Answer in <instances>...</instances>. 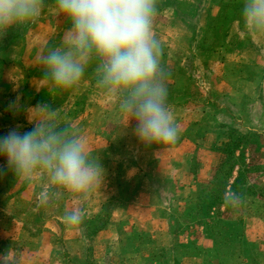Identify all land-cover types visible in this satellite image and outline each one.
Wrapping results in <instances>:
<instances>
[{
    "label": "rangeland",
    "instance_id": "1",
    "mask_svg": "<svg viewBox=\"0 0 264 264\" xmlns=\"http://www.w3.org/2000/svg\"><path fill=\"white\" fill-rule=\"evenodd\" d=\"M244 2L228 40L217 42L207 28L211 9L187 28L186 0H156L152 33L179 130L168 145L142 144L134 120L126 128L119 95L98 84L96 58L73 87L45 84L43 58L71 32L65 13L59 20L51 8L38 29L32 20L0 32V135L33 128L30 116L16 121L21 100L48 105L102 170L84 193L51 184L43 169L0 181V254L11 249L20 264H264V32L245 24ZM54 24L64 32H51ZM74 210L81 219L69 224Z\"/></svg>",
    "mask_w": 264,
    "mask_h": 264
},
{
    "label": "clouds",
    "instance_id": "2",
    "mask_svg": "<svg viewBox=\"0 0 264 264\" xmlns=\"http://www.w3.org/2000/svg\"><path fill=\"white\" fill-rule=\"evenodd\" d=\"M57 5L72 28L64 45L44 56V79L57 88H71L84 76L87 61L96 58L98 84L119 95L120 110L129 117L126 128L134 120V135L146 146L174 143L179 130L167 104L160 45L152 33L156 0H57ZM40 10L41 0H0V32L36 19ZM242 18L251 30L264 32V0H245ZM32 109L44 117L30 115V131L0 135V157L22 179L43 169L55 186L72 193L88 191L101 180V165L81 137L58 126L54 109ZM65 219L76 224L81 215L74 210ZM11 252L0 254V264H20L18 258L9 259Z\"/></svg>",
    "mask_w": 264,
    "mask_h": 264
},
{
    "label": "crops",
    "instance_id": "3",
    "mask_svg": "<svg viewBox=\"0 0 264 264\" xmlns=\"http://www.w3.org/2000/svg\"><path fill=\"white\" fill-rule=\"evenodd\" d=\"M186 1L188 2V4H190L189 13L186 12L184 15L182 14L181 20L183 22L192 21L190 23L189 22L186 23V26H189L187 28H190V26H192V25L193 26H195L196 24L198 25L199 22H201V24H202V22L208 18V16H207L208 11H209V9H211V11H209L210 12V14H209L210 19H207L208 24L210 25V26L207 25V28L210 32L209 34L211 35V40L213 39V41L216 40L217 42L218 41L220 42V41H223L225 39V37L228 40L229 34L231 35L230 29H232V27L235 28V25L237 24V22H235L236 21V13L234 14V10L237 7V4L240 5L243 0H209V2L208 1L206 2V0H186ZM206 4H207V8L205 9ZM51 8H53L54 11H57V13L59 15V17H58L59 20L62 18V15H64V13L58 8L57 0H41L40 14L36 19L33 20V22H31L32 26L30 27V29H38L39 27H36V25H42L44 23V22H41L40 19L44 18L47 11ZM65 16H67V15L65 14ZM62 26L54 24L50 31L51 32L53 31L56 35H59L61 32H64L63 31L64 28ZM67 28H72V26L68 25ZM67 28H65V29H67ZM203 28H201V29H203ZM2 34H3V32H2ZM213 43H215V42H213ZM207 45H210V44H207ZM226 45H227V41H226ZM218 46H219V44L215 43V46L210 45V48L214 47V49L218 50ZM226 48H228V47H226ZM214 49L212 50V52L215 51ZM11 50H13V49H10V51ZM14 51L16 52L17 50H14ZM17 52H19V51H17ZM16 56L20 57V54L17 53ZM224 56H228V54L224 55ZM220 58H221V56L217 55L215 60L220 62V60H222ZM201 59L204 60L203 58L200 57V59L198 60V63L201 62L202 66H203L206 64L205 61H208L207 63L210 66L211 61H210L209 57L207 58L209 60L205 59L204 61H200ZM226 62H229V63H226ZM231 62H233V61H230L229 59L227 61H221L222 64L224 63L223 65H226V64L229 65V64H231ZM4 63H5L4 66L7 67V62L0 60L1 65H3ZM8 65H9V63H8ZM211 76L213 77L212 72H211ZM48 82L49 81L46 80L45 84ZM1 84L6 86V84L4 82H1ZM25 85H27V84H25ZM42 91H45V89L44 90L41 89V92ZM40 105H42V104H39L38 102L37 103L31 102V103L27 104L26 102H24V99L21 100L19 119L16 120L17 123H20V125H22V122L27 121V119L30 115H33L34 113H37V112L40 114L41 113L40 111H38L36 109H32V108H35V107L40 106ZM30 109H32L31 113L29 112ZM20 117H23V118H20ZM20 128H21L20 129L21 131L24 130V127H20ZM3 129H4V131H3ZM8 130H11V128L8 127V125L7 126L4 125L2 127L3 133H7ZM27 130H29V129H26L25 131H27ZM72 226L74 227V225H71V227Z\"/></svg>",
    "mask_w": 264,
    "mask_h": 264
},
{
    "label": "trees",
    "instance_id": "4",
    "mask_svg": "<svg viewBox=\"0 0 264 264\" xmlns=\"http://www.w3.org/2000/svg\"><path fill=\"white\" fill-rule=\"evenodd\" d=\"M11 173H12V171H10V169L8 167L0 168V181H2L3 179H6L9 176V174H11ZM7 180L9 181V183L13 182L12 178H10V177Z\"/></svg>",
    "mask_w": 264,
    "mask_h": 264
}]
</instances>
